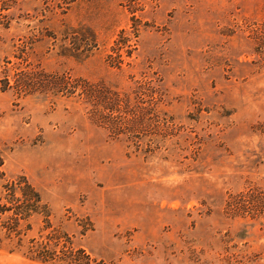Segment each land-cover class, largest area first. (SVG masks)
Returning a JSON list of instances; mask_svg holds the SVG:
<instances>
[{
	"label": "rangeland",
	"instance_id": "1",
	"mask_svg": "<svg viewBox=\"0 0 264 264\" xmlns=\"http://www.w3.org/2000/svg\"><path fill=\"white\" fill-rule=\"evenodd\" d=\"M20 176L34 249L264 264V0H0V185Z\"/></svg>",
	"mask_w": 264,
	"mask_h": 264
},
{
	"label": "trees",
	"instance_id": "2",
	"mask_svg": "<svg viewBox=\"0 0 264 264\" xmlns=\"http://www.w3.org/2000/svg\"><path fill=\"white\" fill-rule=\"evenodd\" d=\"M20 185L23 189L18 196ZM41 202L39 192L24 176H20L16 181L5 180L0 185V248L9 253H20L40 264H106L102 260L92 258L82 248L58 251L54 247L49 250L43 243H39L41 247L34 249V237L28 239L27 243L26 234L17 232L18 225L25 222L29 231L31 226L28 220L33 217V213L38 214L35 206L41 205ZM5 242L7 247L3 246Z\"/></svg>",
	"mask_w": 264,
	"mask_h": 264
}]
</instances>
